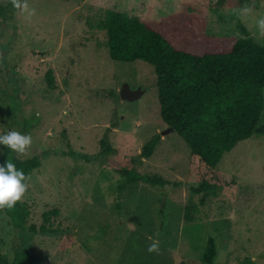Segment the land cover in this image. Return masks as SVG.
I'll list each match as a JSON object with an SVG mask.
<instances>
[{
    "label": "rangeland",
    "instance_id": "374dc122",
    "mask_svg": "<svg viewBox=\"0 0 264 264\" xmlns=\"http://www.w3.org/2000/svg\"><path fill=\"white\" fill-rule=\"evenodd\" d=\"M26 2L31 15L0 0V134H30L31 145L15 154L40 156L41 165L20 199L30 209L28 230L0 208V252L12 260L26 248L48 264H202L214 237L212 264H264V135L239 141L236 146H250L248 151L227 152L218 163L238 178L235 194L198 205L190 190V148L161 118L154 66L111 59L107 34L98 26L108 9L143 21L188 11L201 25L198 32L245 37L244 26L264 46L256 25L264 0ZM124 84L143 94L122 99ZM157 134L153 154L140 157ZM101 140L115 151L103 153ZM0 148L1 159L7 146ZM129 157L140 158L139 172L170 183H127L109 163ZM189 203L197 204L192 221L185 216ZM154 241L159 249L150 252Z\"/></svg>",
    "mask_w": 264,
    "mask_h": 264
},
{
    "label": "trees",
    "instance_id": "16d2710c",
    "mask_svg": "<svg viewBox=\"0 0 264 264\" xmlns=\"http://www.w3.org/2000/svg\"><path fill=\"white\" fill-rule=\"evenodd\" d=\"M166 18L143 21L108 9L98 26L107 34L111 59L142 60L154 66L161 118L189 146L190 190L199 197L198 205L205 206L210 197L236 192L238 178L218 168L223 155L239 141L264 135V125H259L264 109V46L249 38L250 32L244 26L245 37L217 36L198 32L201 25L193 21V12L179 11ZM47 75L48 84L53 86L52 72ZM159 140L157 134L145 143L140 157L151 156ZM101 146L103 153L116 149L108 140H101ZM7 159L25 172L26 180L41 165L40 156L21 158L8 147L0 163ZM139 159L129 157L111 162L109 167L127 183L143 182L153 187L170 183L159 174L139 172ZM196 210L197 204H187V221L193 220ZM4 211L16 227L27 229L30 209L24 202L19 200ZM49 214H43L47 222ZM29 231H36V227L31 226ZM43 231L53 230L43 227ZM217 251L215 238L209 237L202 264H212ZM0 264L48 263L20 248L12 260L0 252Z\"/></svg>",
    "mask_w": 264,
    "mask_h": 264
},
{
    "label": "clouds",
    "instance_id": "9594fccd",
    "mask_svg": "<svg viewBox=\"0 0 264 264\" xmlns=\"http://www.w3.org/2000/svg\"><path fill=\"white\" fill-rule=\"evenodd\" d=\"M14 8H20L22 11L31 15L34 10L28 8L26 0H12ZM256 25L261 33H264V16H261ZM32 137L30 134H24L16 130H9L0 134V145L7 146L16 153H25L28 146L31 145ZM3 149L0 148V152ZM26 174L22 169L16 167V164L7 159L0 163V208H12L19 201L27 190ZM159 245L154 241L148 247V251H158Z\"/></svg>",
    "mask_w": 264,
    "mask_h": 264
},
{
    "label": "water",
    "instance_id": "95a60500",
    "mask_svg": "<svg viewBox=\"0 0 264 264\" xmlns=\"http://www.w3.org/2000/svg\"><path fill=\"white\" fill-rule=\"evenodd\" d=\"M141 90H131L128 84H124L120 90V97L124 100L134 101L141 97ZM172 129V128H170ZM169 131V130H168Z\"/></svg>",
    "mask_w": 264,
    "mask_h": 264
},
{
    "label": "crops",
    "instance_id": "0c3cea01",
    "mask_svg": "<svg viewBox=\"0 0 264 264\" xmlns=\"http://www.w3.org/2000/svg\"><path fill=\"white\" fill-rule=\"evenodd\" d=\"M248 139H250V138H248ZM249 147L250 146H247V145H245V146H235L231 151H229V152H240V154H244L246 151H248V149H249Z\"/></svg>",
    "mask_w": 264,
    "mask_h": 264
}]
</instances>
